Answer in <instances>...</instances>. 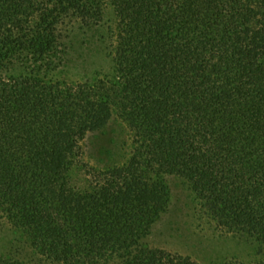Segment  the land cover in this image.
<instances>
[{"label": "trees", "instance_id": "trees-1", "mask_svg": "<svg viewBox=\"0 0 264 264\" xmlns=\"http://www.w3.org/2000/svg\"><path fill=\"white\" fill-rule=\"evenodd\" d=\"M173 179L255 254L204 264H264V0H0V264H199Z\"/></svg>", "mask_w": 264, "mask_h": 264}, {"label": "rangeland", "instance_id": "rangeland-1", "mask_svg": "<svg viewBox=\"0 0 264 264\" xmlns=\"http://www.w3.org/2000/svg\"><path fill=\"white\" fill-rule=\"evenodd\" d=\"M110 18L112 21L114 20L113 16H110ZM112 21L109 22L111 25H113ZM108 24L105 27V32L110 25ZM106 39H109V37L107 38L106 36ZM104 47L105 45L102 46L101 44V48L103 49ZM100 50L97 51L94 49V52L90 54L92 57L89 56L86 59L87 61L80 60V63H82L80 66L81 69L87 70V72L90 71L91 73L96 70L102 71L101 69L104 67L106 70L108 68L107 63L105 62L102 66L100 64L103 58H94V56L100 53ZM76 72L77 70L74 71L73 75ZM118 131L121 135L120 152L125 156L128 154V134H126L124 129L120 131L118 128ZM116 134L111 132L107 137H92L87 140L84 143L85 159L90 154L97 152V149L100 150L103 147L110 148L109 141L112 140V137L115 138ZM171 183L174 194L171 209L158 223L150 238V243L153 246L172 252L191 255L199 264H204L218 257L226 258L232 255L242 260H250V258L254 257V251L249 244L231 238L230 236H221L212 224L200 216L197 203L183 183L178 179H173ZM12 234L10 230H5L0 233V245L5 250H8L11 246Z\"/></svg>", "mask_w": 264, "mask_h": 264}]
</instances>
